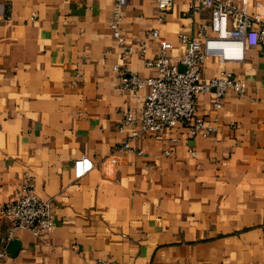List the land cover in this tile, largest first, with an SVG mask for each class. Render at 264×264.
<instances>
[{
	"label": "crops",
	"instance_id": "obj_1",
	"mask_svg": "<svg viewBox=\"0 0 264 264\" xmlns=\"http://www.w3.org/2000/svg\"><path fill=\"white\" fill-rule=\"evenodd\" d=\"M242 1L264 23V0H232ZM113 3L0 0V210L18 198L28 174L54 218L47 234L15 229L6 241L11 223L0 214V264H264L259 48L247 49L240 63H204L201 83L221 72L245 83L241 96L226 92L218 109L212 93L195 96L197 115L214 126L209 137L166 129L117 151L138 130L118 133L119 112L138 113L147 88L117 89L112 66L120 51L107 26ZM187 8L188 0H172L160 15L154 0H125L129 74L155 77L144 61L165 43L177 64V37L193 35L200 21ZM80 159L84 170L75 172Z\"/></svg>",
	"mask_w": 264,
	"mask_h": 264
},
{
	"label": "built area",
	"instance_id": "obj_2",
	"mask_svg": "<svg viewBox=\"0 0 264 264\" xmlns=\"http://www.w3.org/2000/svg\"><path fill=\"white\" fill-rule=\"evenodd\" d=\"M154 1L160 15L171 8L172 0ZM124 5L125 0H114L107 22L111 39L120 51V63L113 65L112 70L118 76L119 91L135 92L147 88V93L138 113L119 112L121 121L117 126L118 133L136 124L138 130H131L128 137L114 149L128 152L131 141L145 134H160L166 129L182 128L190 139L197 134L202 138L209 137L214 132V126L204 124L197 115L195 96L212 93L213 107L218 109L226 92L241 96L245 83L226 72L201 83L199 76L203 65L210 57L219 62L240 63L247 49L259 48V54L264 57V23L260 21L259 15L248 14L243 1L236 5L232 0H188L186 14L197 16L200 21L193 35L177 37V43L182 47L180 59L177 64H170L166 54L169 45L163 44L152 60L144 61L146 67L156 70V76L143 80L129 74L125 68L127 57L133 49L125 44L122 35L120 11ZM147 35L155 38L157 32L151 31ZM139 52H144L142 44ZM189 152L193 155L192 151ZM72 168L75 172H83V160L74 161ZM0 214L11 223L6 241L11 239L15 229L25 230L38 238L43 233H49L54 224L50 201L36 196L28 174L24 175L18 198L4 203ZM4 254L5 250L1 249L0 259Z\"/></svg>",
	"mask_w": 264,
	"mask_h": 264
}]
</instances>
